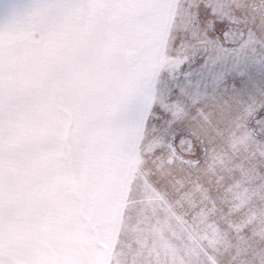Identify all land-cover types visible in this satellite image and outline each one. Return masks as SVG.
Wrapping results in <instances>:
<instances>
[{
    "label": "snow or ice",
    "instance_id": "obj_1",
    "mask_svg": "<svg viewBox=\"0 0 264 264\" xmlns=\"http://www.w3.org/2000/svg\"><path fill=\"white\" fill-rule=\"evenodd\" d=\"M0 264H264V0H0Z\"/></svg>",
    "mask_w": 264,
    "mask_h": 264
}]
</instances>
